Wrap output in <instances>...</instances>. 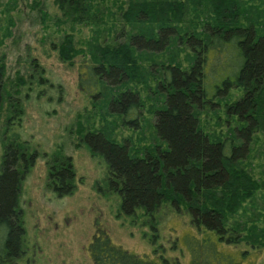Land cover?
Instances as JSON below:
<instances>
[{"label":"trees","instance_id":"1","mask_svg":"<svg viewBox=\"0 0 264 264\" xmlns=\"http://www.w3.org/2000/svg\"><path fill=\"white\" fill-rule=\"evenodd\" d=\"M54 2L64 21L100 20L98 0ZM206 3L210 13L202 19L201 29L187 28L181 34L186 1H130L121 16L126 24L138 26L136 32L116 46L95 44L91 53L94 64L85 66L87 74L112 87L147 84L139 55L161 52L172 43L189 49L191 60L186 68L172 62L150 65L149 71L157 79L154 93L163 95L162 106L154 110V129L160 143L136 155L127 141L117 143L103 132L78 130L91 156L106 165L104 184L97 182L95 187L100 193L119 196L117 214L133 216L140 211L156 230L161 208H170L187 217L201 233V237H184L190 253L187 264H238L223 244L236 246L244 240L256 248L263 243L254 233V225L241 227L235 217L259 189H264V181L253 178L242 166L253 136L264 134V10L253 18L240 0ZM79 51L71 35H64L58 55L71 60ZM4 76L5 67L0 63V112L7 98L5 110L20 116L21 102L9 91L7 95ZM16 80L17 87L25 85L22 77ZM21 90L16 88L14 93ZM232 90L240 92L234 100L228 97ZM142 107L138 92L129 88L108 102V110L122 117L120 123L135 129L140 126ZM218 108H224L227 117L236 122L225 137L206 132L199 121V113ZM34 157L23 143L4 145L0 164V264H19L23 255L19 190ZM74 176L70 157L59 155L50 162L49 185L58 196L73 192ZM241 230L247 233L241 235ZM88 253L92 264H180L157 254L156 249L153 255L131 253L113 243L99 224ZM246 254L240 252L242 257Z\"/></svg>","mask_w":264,"mask_h":264},{"label":"rangeland","instance_id":"2","mask_svg":"<svg viewBox=\"0 0 264 264\" xmlns=\"http://www.w3.org/2000/svg\"><path fill=\"white\" fill-rule=\"evenodd\" d=\"M130 1L134 0H98L100 20L71 23L63 20L54 0H0V63L5 67L7 95L9 91L19 98L23 109L20 116L13 115L12 110H5L8 99L3 102L0 164L4 145L11 141L25 144L27 152L35 155L20 183L18 209L24 235L19 264H92L88 246L97 224L106 229L113 243L131 253L153 255L156 249L157 254L180 264H187L190 258L184 237L189 234L201 237L187 217L167 207L160 210L156 230L140 211L133 216L117 214L119 196L100 193L95 187L97 182L104 184L106 165L102 159L91 156L80 140L78 129L82 127V133L100 131L117 143L127 141L131 153L136 155L160 143L154 129V110L162 106L163 95L154 93L157 79L149 71L150 65L172 62L182 68L189 66V49L172 43L161 52L139 55L147 84L112 87L85 72V66L94 64L91 53L95 44L116 46L127 42L129 35L138 29L126 24L121 16ZM184 1L188 9L180 33L192 27L199 31L202 19L210 13L206 0ZM240 1L253 18L264 10V0ZM67 34L80 50L71 60L58 55L59 43ZM18 77L25 80L20 88L15 85ZM16 88H22L21 93L15 94ZM126 88L136 90L143 103L140 126L136 129L120 123L122 117L108 110L110 98ZM239 94L238 90H232L228 97L234 100ZM234 120L227 117L224 108L199 113L201 127L214 136L230 135L236 125ZM249 146L242 166L262 182L264 134L256 133ZM59 155L70 157L75 173L74 190L64 196H58L48 180L50 162ZM235 219L242 223L241 227L254 225V233L263 243L254 248L242 240L236 246L223 244L222 248L235 255L238 264H264L263 188L246 202ZM241 231V235L247 233ZM241 251L247 254L242 257Z\"/></svg>","mask_w":264,"mask_h":264}]
</instances>
